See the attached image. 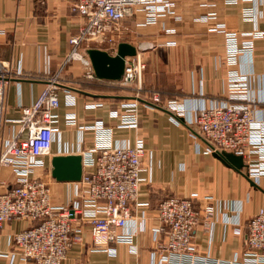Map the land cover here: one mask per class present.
I'll list each match as a JSON object with an SVG mask.
<instances>
[{"label": "crops", "instance_id": "1", "mask_svg": "<svg viewBox=\"0 0 264 264\" xmlns=\"http://www.w3.org/2000/svg\"><path fill=\"white\" fill-rule=\"evenodd\" d=\"M169 1L174 3L179 21L166 15L153 25L138 26L143 13L125 21L122 42L136 48L134 57L125 58V67L140 69L126 76L124 73L119 81H107L96 78L91 65L67 59L68 39L84 23L83 18L71 12L72 0H0V61L10 64L14 76L6 94L5 118L10 122L19 120L22 108L30 106L53 79L75 99V104L68 106L64 91L59 93L58 132L43 176L50 185L54 205L71 202L76 183L52 179L51 158L81 155L96 143L97 134L80 131L79 126L101 121L105 129L111 130L110 141L116 146H133L138 139L144 142V182L132 205L134 219L119 230L130 236L136 253L129 252L124 243L111 245L112 256L91 251V231L85 227L81 242L72 246L62 264L156 262L155 249L162 241L154 231L158 203L167 196L191 194L197 195L196 208H201L204 198L214 206L212 230H205L203 222L195 229L196 251L211 262L241 260L245 224L258 208H264V176L249 180L245 165L237 170L222 158L207 154L205 141L192 129L198 108L226 99L230 70L246 78V98L252 103V116L256 122H264V0ZM244 8H251L255 18L244 20ZM216 24H224L227 31L260 35L253 39L252 54L241 56L235 66H227L223 36L209 31ZM79 52L89 61L86 50ZM115 53L116 50L108 54ZM92 78L100 83L92 82L94 86L90 87L80 82ZM153 94L162 101L178 99L184 113L176 116L156 107L150 102ZM135 101L139 103L137 127L116 128L118 120L111 118L110 112ZM96 103L102 106L86 108ZM67 113L76 115L75 127L64 125ZM10 122L6 124V138L18 128ZM0 180L8 186L13 181L8 168L1 169ZM4 188L1 185L0 191ZM22 227L14 222L0 230V264H21L12 255V235ZM235 227L239 233L234 232Z\"/></svg>", "mask_w": 264, "mask_h": 264}, {"label": "built area", "instance_id": "2", "mask_svg": "<svg viewBox=\"0 0 264 264\" xmlns=\"http://www.w3.org/2000/svg\"><path fill=\"white\" fill-rule=\"evenodd\" d=\"M70 10L83 18L84 23L68 39L67 59H79L85 66L90 63L79 51L102 48L113 53L123 40L125 21L136 13H143V21L138 26L153 25L166 15L180 20L174 3L169 0H72ZM241 13L244 20L255 18L251 8H244ZM209 31L223 36L227 66H235L241 56L251 55L253 39L261 37L257 33L227 31L224 24H216ZM136 69L125 67V76ZM13 78L10 64L0 61V171L8 168L13 177L9 186L0 180V186H5L0 191V230L5 224H23L12 235V255L21 264H62L72 246L81 242L85 227L91 231V251L112 256L111 245L124 243L135 254L130 236L119 230L134 219L132 205L144 182L141 177L145 156L143 140L138 139L133 146H116L110 141L111 130L105 129L101 121L79 126L80 131L95 132L96 143L80 155L82 176L76 183L74 198L68 204L54 205L50 185L43 176L58 132L59 93L65 89L56 79L49 81L36 100L22 108L21 118L10 122L5 118L6 94ZM245 79L230 70L226 100L198 108L194 124L206 143L207 154L240 156L245 176L256 181L264 176V122H256L252 116L253 106L246 98ZM64 94L66 104L73 106L74 97L67 91ZM150 102L176 116L184 113L176 100L162 101L153 94ZM138 105L136 101L121 104L119 109L110 112V117L118 120L116 128L137 127ZM101 106L102 103H96L86 108ZM8 122L18 126L10 138L5 136ZM76 122L74 113L66 114L65 126L75 127ZM196 198V194L167 196L158 203L154 231L162 241L157 244L156 262L152 264H264V208H258L245 224L242 259L211 262L208 256L196 251L193 238L200 222L205 230H212L214 206L204 198L198 209ZM234 232L239 233L240 229L235 227Z\"/></svg>", "mask_w": 264, "mask_h": 264}, {"label": "water", "instance_id": "3", "mask_svg": "<svg viewBox=\"0 0 264 264\" xmlns=\"http://www.w3.org/2000/svg\"><path fill=\"white\" fill-rule=\"evenodd\" d=\"M86 54L96 78L107 81H119L125 71V58L134 57L136 48L131 44L120 42L117 45L114 56H110L107 52L98 48H89L86 50ZM214 155L229 162L237 170H241L244 167L240 156H235L231 153H214ZM50 167L51 177L57 182L77 183L81 179L82 165L80 155L53 156L50 160Z\"/></svg>", "mask_w": 264, "mask_h": 264}, {"label": "trees", "instance_id": "4", "mask_svg": "<svg viewBox=\"0 0 264 264\" xmlns=\"http://www.w3.org/2000/svg\"><path fill=\"white\" fill-rule=\"evenodd\" d=\"M97 82V83H100V81H98V80H96V79H94V78H92V79H82V80H80V82H81V84L83 85V86H86V85H88V86H90V87H93L94 85H92L91 83L92 82ZM96 87V86H95ZM106 89H111V88H106ZM113 89V88H112Z\"/></svg>", "mask_w": 264, "mask_h": 264}, {"label": "rangeland", "instance_id": "5", "mask_svg": "<svg viewBox=\"0 0 264 264\" xmlns=\"http://www.w3.org/2000/svg\"><path fill=\"white\" fill-rule=\"evenodd\" d=\"M158 96H159V95H158ZM159 98L161 99L160 96H159ZM167 100H176V101H178V99H175V98H173V99H164L163 101H167ZM225 100H226V99H225ZM225 100H224V101H225ZM192 129L195 130L196 134H198V133H197V127L195 126L194 123L192 124ZM200 138H201V137H200ZM205 144H206V143H205Z\"/></svg>", "mask_w": 264, "mask_h": 264}]
</instances>
